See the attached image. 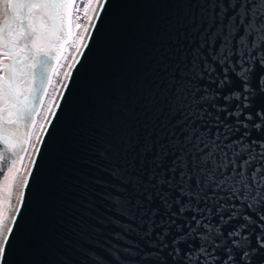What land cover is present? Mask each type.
<instances>
[{"label": "snow or ice", "instance_id": "obj_1", "mask_svg": "<svg viewBox=\"0 0 264 264\" xmlns=\"http://www.w3.org/2000/svg\"><path fill=\"white\" fill-rule=\"evenodd\" d=\"M109 3L90 0L81 15L76 0H0V58L7 61L0 68V264H9L19 238L44 135H50L73 69L85 57L90 29L97 28ZM209 8L198 22L187 21L194 24L189 37V43L198 41L194 49H177L179 58L165 49L167 60L158 58L160 78L145 105L152 114L147 130L92 144L95 188L84 205L88 211L81 214L92 223L66 226L60 264H104L94 254L101 241L134 258L120 260L117 252L118 264H169V259L171 264H264V258L257 260L264 257V140L247 139L250 128L264 134V107L254 104L264 96V74L252 77L257 63L264 67V0H229L227 6ZM229 9L234 10L230 15ZM84 17L87 22L80 23ZM73 20L82 29L75 37ZM217 47L219 55L210 62L208 53ZM230 72L240 87L221 95L218 90L233 83ZM221 99L224 105L217 103ZM221 113L234 125L224 123ZM241 128L245 131L231 140ZM245 204L256 219L244 211ZM189 220L195 227L188 226ZM236 220L243 223L225 232ZM191 239L200 241L198 248L188 243Z\"/></svg>", "mask_w": 264, "mask_h": 264}, {"label": "water", "instance_id": "obj_2", "mask_svg": "<svg viewBox=\"0 0 264 264\" xmlns=\"http://www.w3.org/2000/svg\"><path fill=\"white\" fill-rule=\"evenodd\" d=\"M228 3L229 0H110L100 21L96 22L97 28L90 29L89 47L84 49L85 57H81V62L73 69L70 91L65 92L61 101L58 119L53 121L54 126L49 127L50 135H44L46 143L42 146V157L38 158L39 168L34 169L35 179L30 178V188L26 190L27 203L22 210L24 219L19 238L10 249L9 264H60V239L66 226L81 220L89 227L92 223L86 215H81L88 211L84 205L95 188L90 180L95 174L90 167L92 144L100 138L120 140L137 133L142 135L147 130L145 125L150 126L152 114L145 111V105L160 78L157 75L160 70L155 67L158 58L164 55L167 60L165 49H172L177 58L180 55L177 49H194L198 41L189 43L194 24L187 21L196 18L198 22L202 12L211 11L209 5L227 6ZM232 11L229 9L228 14ZM240 32L243 33V28ZM172 37L176 38L175 42ZM218 55V47L208 53L210 62ZM215 66L222 76L220 65L217 63ZM261 74H264V67L257 63L252 73L253 80ZM229 76L233 83L218 90L221 95L240 87L241 81L237 76L231 72ZM200 83L205 84L206 81ZM217 103L224 105L225 101L221 99ZM254 104L257 108L264 107V96H258ZM209 111L215 114V109L210 108ZM220 115L224 123L234 125L226 113ZM214 123L210 122L202 131L207 132ZM219 130L223 132V126ZM244 131L241 128L230 139H238ZM248 131L251 132L247 138L249 142L252 139L264 140V134L251 128ZM218 195L227 196V193ZM199 206L203 208L204 204ZM244 211L256 219L255 213L247 211L246 204ZM185 215L190 218L193 213ZM178 222L185 223L183 219ZM218 222V217L212 221L214 224ZM239 223L243 221H233L224 231ZM188 226L195 227V224L189 220ZM256 230L259 231L258 228ZM204 231L203 228L198 229V232ZM133 239L146 248L144 241ZM188 243L198 248L200 241L191 239ZM252 243L254 246V235ZM182 247L189 250L187 245ZM117 252L119 250L103 241L94 246V254L102 257L104 264H118L114 259ZM76 256L80 258L81 253ZM261 258L264 257H257V260ZM119 259L134 258L119 252Z\"/></svg>", "mask_w": 264, "mask_h": 264}, {"label": "rangeland", "instance_id": "obj_3", "mask_svg": "<svg viewBox=\"0 0 264 264\" xmlns=\"http://www.w3.org/2000/svg\"><path fill=\"white\" fill-rule=\"evenodd\" d=\"M89 3H90V0H76V6L79 7V10H80L81 15H83V13H84V5H85V4H89ZM93 6H94V5H93ZM88 15H89V16L92 15L91 11H89ZM3 20H4V17H3V16L0 17V25L3 24V23H2ZM85 20H87V17H84V18L80 21V23H84ZM75 23H76V21L73 20V27H72L73 37L79 35L80 32H82V29L78 30V29L75 28V26H74ZM2 50H3V46H2V44H0V51H2ZM66 51H67V53H68L69 50L67 49ZM3 61H4V60H0V62H3Z\"/></svg>", "mask_w": 264, "mask_h": 264}, {"label": "bare ground", "instance_id": "obj_4", "mask_svg": "<svg viewBox=\"0 0 264 264\" xmlns=\"http://www.w3.org/2000/svg\"><path fill=\"white\" fill-rule=\"evenodd\" d=\"M86 22H87V20L84 21V23H86ZM67 49L69 50L68 53H71V51H72L71 47L70 46H67L66 47V50ZM53 81H55V77H53ZM51 91H52V89L49 88V92H51ZM45 101H47V97L45 98Z\"/></svg>", "mask_w": 264, "mask_h": 264}, {"label": "flooded vegetation", "instance_id": "obj_5", "mask_svg": "<svg viewBox=\"0 0 264 264\" xmlns=\"http://www.w3.org/2000/svg\"><path fill=\"white\" fill-rule=\"evenodd\" d=\"M0 17H2V15H0ZM2 23H3V21H2ZM0 60H3L2 58H0ZM7 61H3V62H0V68H2V65L4 64V63H6ZM0 75H3V72H2V70H0Z\"/></svg>", "mask_w": 264, "mask_h": 264}]
</instances>
